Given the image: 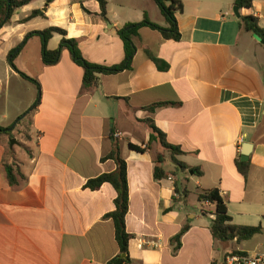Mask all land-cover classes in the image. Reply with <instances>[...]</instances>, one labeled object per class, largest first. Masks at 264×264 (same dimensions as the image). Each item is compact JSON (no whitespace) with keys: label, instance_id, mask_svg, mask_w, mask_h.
<instances>
[{"label":"crops","instance_id":"1","mask_svg":"<svg viewBox=\"0 0 264 264\" xmlns=\"http://www.w3.org/2000/svg\"><path fill=\"white\" fill-rule=\"evenodd\" d=\"M180 1V41L142 27L130 69L99 74L90 91L70 51L56 65L44 64L41 36L31 37L16 57L18 71L8 56L28 34L60 28L79 42L88 62L120 65L125 47L119 30L145 15L168 26L154 0H110L106 17L100 0H54L47 7V0H33L0 29V127L14 129L11 136L0 134V264H108L119 256L114 222L106 218L115 210L116 190L110 184L86 188L116 170L114 161L104 160L116 148L128 170L132 240L126 264H223L232 252L264 250V44L239 24L242 16H254L264 28V0H253L240 18L235 0ZM36 10L45 16L24 21ZM62 38L54 34L48 49L56 50ZM147 120L183 151L177 159L199 168L202 177L170 169L166 149L150 143ZM245 144L251 145L247 179L237 167ZM159 157L166 174L161 180L155 178ZM214 189L231 224L261 227V233L241 242L215 240L216 207L198 200ZM187 226L177 249L174 239Z\"/></svg>","mask_w":264,"mask_h":264},{"label":"trees","instance_id":"2","mask_svg":"<svg viewBox=\"0 0 264 264\" xmlns=\"http://www.w3.org/2000/svg\"><path fill=\"white\" fill-rule=\"evenodd\" d=\"M32 1L33 0H0V29L11 21V18L16 10L28 5ZM53 1L54 0H47L46 7ZM100 2L102 8V16L106 17V1L100 0ZM154 2L158 5L162 14L166 18L168 26L161 27L155 23H152L149 20L148 16L145 15L142 22L127 24L123 29L119 30L118 35L123 40L125 47V60L120 65L104 67L88 62L82 55V50L79 42L75 39L67 38L66 32L60 28H49L43 32H33L28 34L24 42L10 52L8 56V63L14 70L18 71L14 64L16 57L19 55L20 51L27 43V41L31 37L38 35L41 36L43 42L42 57L45 65H56L60 61L62 52L66 49L70 51L76 64L84 69V90L90 91L96 89L98 87L99 74L112 75L130 69L132 60L136 53L134 39L138 36V32L142 27H149L158 30L162 33L164 38L168 40L180 41L181 34L178 29L175 13L183 11V3L180 0H154ZM234 6L238 7L239 10H250L253 7V0H235ZM40 16H45L43 11L36 10L28 19L24 21H29L30 19ZM239 22L240 27L245 32L253 34L264 44V28L260 26L258 18L254 16H242ZM54 34L62 35L63 38L60 42L59 47L54 51H50L48 49V42ZM155 62L158 66H160L161 62L158 59H155ZM21 75L38 85L35 80L29 78L25 74L21 73ZM39 103L40 97L38 98L34 106L29 110V112L33 111ZM163 105L167 104H156L150 109L151 111H154L156 107H160ZM147 124L152 132L150 143L153 141H159L162 147L171 153L172 160L177 169H180L182 171H189L197 177H202L203 172L199 168H192L177 159V156L182 155L183 151L179 147H176L167 142L165 134L155 125L153 120H147ZM13 130V127H0V134L11 136ZM130 148L140 153L145 152V149L141 148L140 146L130 145ZM104 160L114 161L117 167L116 170L112 173L103 174L98 178L89 180L86 184V188L95 191L100 189L104 184H110L116 190L117 197L115 199V210L112 213L108 214L106 218L111 219L114 222L115 235L120 248V255L111 260L108 264H126L130 262L128 254L129 244L132 240V235H130L126 229V217L128 215L130 205L127 163L122 158L119 148H116ZM157 163L158 164L155 168V178L157 180H161L166 177L165 171L161 168L163 158L159 157ZM237 167L242 176L247 179L251 167L250 161H238ZM5 169L7 178L10 183L12 185H16L17 180L14 174L13 167L6 164ZM176 191L179 192L178 186H176ZM198 200L202 204L209 203L211 205H215L216 207L214 212L215 219L212 221V225L210 228L211 234L215 240L225 243L234 241L241 242L250 240L257 234L261 233V227H240L231 224L232 218L228 214L226 204L221 197L220 191L218 189L200 193L198 196ZM188 229V226L185 227L180 232V234L175 237L174 241L177 242V249L180 247L181 239L183 235L188 231ZM122 255H127V258H121Z\"/></svg>","mask_w":264,"mask_h":264},{"label":"built area","instance_id":"3","mask_svg":"<svg viewBox=\"0 0 264 264\" xmlns=\"http://www.w3.org/2000/svg\"><path fill=\"white\" fill-rule=\"evenodd\" d=\"M104 1L108 2L110 0ZM115 137L120 138L121 134L117 133ZM169 180L174 182L173 177H169ZM224 264H264V253L232 252L226 256Z\"/></svg>","mask_w":264,"mask_h":264},{"label":"water","instance_id":"4","mask_svg":"<svg viewBox=\"0 0 264 264\" xmlns=\"http://www.w3.org/2000/svg\"><path fill=\"white\" fill-rule=\"evenodd\" d=\"M234 14L240 18L241 15H240V10L238 7H234ZM12 144L16 143V141L13 139L11 141ZM250 150H251V145L249 144H245L244 145V149H243V152H242V160L243 161H247L248 160V155L250 154ZM122 258H126V255H123Z\"/></svg>","mask_w":264,"mask_h":264},{"label":"rangeland","instance_id":"5","mask_svg":"<svg viewBox=\"0 0 264 264\" xmlns=\"http://www.w3.org/2000/svg\"><path fill=\"white\" fill-rule=\"evenodd\" d=\"M165 152L167 154V159H169L168 161H169L170 169L173 171H176L179 175H181V170L176 169V167L174 166V164L171 161V153L168 150H165ZM190 189H191L193 194H196L197 189L195 188L193 183L190 184ZM191 209H194V208H191ZM260 253H264V250Z\"/></svg>","mask_w":264,"mask_h":264}]
</instances>
